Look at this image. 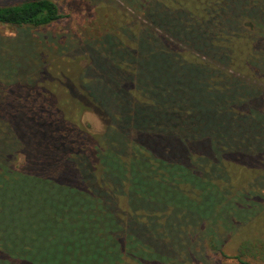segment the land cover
<instances>
[{"label":"trees","instance_id":"16d2710c","mask_svg":"<svg viewBox=\"0 0 264 264\" xmlns=\"http://www.w3.org/2000/svg\"><path fill=\"white\" fill-rule=\"evenodd\" d=\"M246 8V0H151L158 32L137 30L128 33L132 46L121 38L113 44L102 59L118 56L104 61L113 75L104 77L96 65L93 90L84 87L88 66L79 70L84 85L61 101L67 110H50L56 120L52 131L44 129L41 156L14 128V110L2 99L41 87L30 77L36 67L25 64L29 48L20 61L0 51V264H166L200 219L211 218L212 239L214 222L247 203L246 191L235 192L208 213L229 190L230 154L247 147L243 138L230 145L240 136L230 133L238 109L248 105V119L264 118L259 91L246 89L241 99L242 86L229 74L235 65L264 70L244 50L252 38L246 18L234 20ZM63 18L51 0L0 4L6 29L34 30ZM83 104L106 120L101 133L82 121Z\"/></svg>","mask_w":264,"mask_h":264},{"label":"rangeland","instance_id":"374dc122","mask_svg":"<svg viewBox=\"0 0 264 264\" xmlns=\"http://www.w3.org/2000/svg\"><path fill=\"white\" fill-rule=\"evenodd\" d=\"M22 1L25 0H0V4L11 5ZM51 1L57 6L59 13L66 18L34 30L17 31L13 28L0 27L1 53H13L11 56L20 61L28 47L25 64L29 63L33 68L36 67V70L30 73V77L32 82L39 83L41 87H34L36 89L33 90V95L18 91V97L7 96L2 99L14 110L11 111V116L15 120L14 128L21 133L23 141L30 144L34 142L31 147L40 156L43 155L47 140L44 129L52 131V128L48 127L56 120L50 110L54 105H57L55 107L60 110H67V105L61 101L69 95L73 96L72 94L80 90V85H84L80 82L83 74L79 76V70H84L88 66L85 71L87 80L84 87L89 86L93 90L92 75L96 65H101L99 72L103 71L104 77L109 78L113 75L107 63H115L118 56L104 60L106 64L102 60L112 52L113 44L121 38L124 46H132L130 36L137 30L149 31L150 36L153 32H158L154 20H150L151 15L148 14L147 7L151 0ZM246 2L245 13L241 9V13L234 15V20L241 22L246 18L244 25L248 31H252V38L247 41V44L244 43V50L248 48L255 61L262 62L260 65H263L264 0H246ZM122 31H126L124 36L121 35ZM12 36L15 38L14 41L6 40L7 37ZM29 54L36 58L34 63L28 58ZM30 65H27L28 68ZM229 74L233 79L231 84L242 86L243 90L239 95L241 99L246 98V91H244L246 89L259 91V103L264 114L263 68L262 71H256L254 68L247 71L235 65ZM105 87L108 92V86L105 85ZM36 94L44 96L37 99ZM69 106L74 107L72 103ZM241 106L238 109L240 117L230 124V133L240 136L234 137L230 145H236L238 138H243V144L247 147L245 151L239 150V153H232L234 159L230 154L231 165L224 167L232 174L229 190L222 193L220 199L212 205L213 210L210 208L208 213H214L220 208L219 206L231 202L235 192L246 191L249 194L245 195L247 203L238 204L240 210L231 209L232 217L228 220L214 222L216 227L212 239H209L207 235L213 225L211 218L200 219L192 229L193 234L190 233L189 236L181 239L180 244L183 249H174L168 253L166 264H180L188 253L190 254L187 262L189 264H240L235 257L250 264H264V118L263 122L248 119L251 117L249 114L252 108L248 105ZM93 107L90 104H83L80 107V112L84 113L82 121L95 132L101 133L106 120L101 115L91 112L94 110ZM48 113L49 116L46 115ZM59 137L60 134L56 131L53 132L51 139L56 141ZM258 142L262 143L259 149L253 148ZM234 170H236L235 173ZM251 190L252 192L249 193ZM239 201L242 202V199ZM261 207L263 210L259 212ZM252 216L255 221L247 222Z\"/></svg>","mask_w":264,"mask_h":264}]
</instances>
